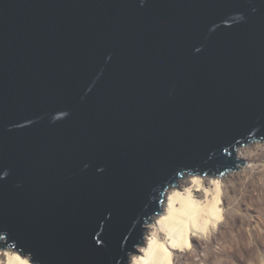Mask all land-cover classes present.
<instances>
[{
  "label": "water",
  "instance_id": "obj_1",
  "mask_svg": "<svg viewBox=\"0 0 264 264\" xmlns=\"http://www.w3.org/2000/svg\"><path fill=\"white\" fill-rule=\"evenodd\" d=\"M258 118L264 0H0V224L41 264H116L151 189Z\"/></svg>",
  "mask_w": 264,
  "mask_h": 264
},
{
  "label": "clouds",
  "instance_id": "obj_2",
  "mask_svg": "<svg viewBox=\"0 0 264 264\" xmlns=\"http://www.w3.org/2000/svg\"><path fill=\"white\" fill-rule=\"evenodd\" d=\"M256 11L250 9L251 14ZM229 17L247 19L242 11ZM219 158L213 167H181L151 189L144 206L147 215L132 222L139 234L130 247L125 236L116 264H264V124L259 118L243 135L222 145ZM11 175L12 169L4 167L0 180ZM150 205L154 207L148 211ZM103 226L101 221V230ZM0 264L41 262L29 244L0 224Z\"/></svg>",
  "mask_w": 264,
  "mask_h": 264
}]
</instances>
